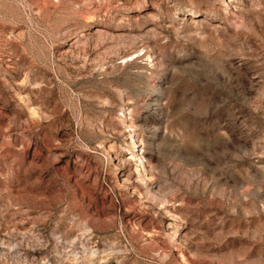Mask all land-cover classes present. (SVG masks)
<instances>
[{
	"label": "rangeland",
	"instance_id": "1",
	"mask_svg": "<svg viewBox=\"0 0 264 264\" xmlns=\"http://www.w3.org/2000/svg\"><path fill=\"white\" fill-rule=\"evenodd\" d=\"M0 264H264V0H0Z\"/></svg>",
	"mask_w": 264,
	"mask_h": 264
}]
</instances>
